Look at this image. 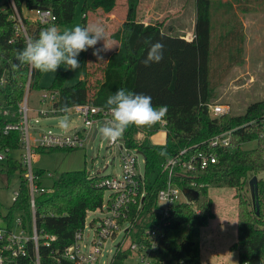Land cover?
Here are the masks:
<instances>
[{
	"label": "trees",
	"instance_id": "trees-1",
	"mask_svg": "<svg viewBox=\"0 0 264 264\" xmlns=\"http://www.w3.org/2000/svg\"><path fill=\"white\" fill-rule=\"evenodd\" d=\"M79 3L81 0H0V151L10 154L12 150L21 148L20 131L6 133L4 128L8 123L20 121L27 84L29 89L39 88L38 82L43 74L28 65H20L15 59L17 50L25 46L29 37L37 38L39 32L49 26L36 19L22 17L23 6L51 9L56 15L54 24L65 25L73 21ZM82 3L85 26L88 25L89 12L102 10L111 13L117 0H82ZM139 4L140 0H127V16L113 34L119 45L102 66V78L95 90L92 91L89 81L92 71L88 64L85 78L71 86L66 85L65 80L72 70H65L63 65L59 67L49 87L59 92L55 106L62 109L90 104L106 108L108 97L120 88L151 96L154 106H167L168 111L162 119L166 122L167 134L164 144L149 140V136L161 128L162 120L150 127L130 126L123 133L125 145L137 148L145 158L150 205L155 203L159 189L166 183L162 164L168 156L186 146L203 142L218 132L236 128L232 134L233 147L216 149L218 161L195 173L198 183L204 185L195 187L197 194L192 196L191 202L175 206L158 240L155 257L157 264H201L202 228L214 215L209 185L226 183L237 189L238 197L237 241L231 249L237 251L240 264H264V181L258 179V192L252 198L253 210L247 208L241 194L249 176L264 171V99L251 103L243 114L211 115L209 104L216 98L210 68L212 0H196V34L190 41L165 32L161 23L145 24L138 20ZM222 4L232 6L225 2ZM17 11L25 30L21 29L16 18ZM236 20L238 24L224 34L223 49L227 48L226 41L237 31L238 38L243 37L242 22L239 18ZM146 39L163 43L164 56L160 63L150 66L142 63L150 47L145 43ZM90 51L80 54V63L87 59ZM254 119L256 121L251 123ZM250 141H256L257 146L244 148L243 144ZM162 151L166 155H160ZM16 171L21 173L22 180L19 194L5 213L0 202V221L10 231L14 212L20 210L23 212L20 215L22 226L30 232L34 217L28 180L23 177L25 167L19 158L11 156L0 169L8 179ZM44 171L36 170L40 175ZM97 182L98 178L91 177L87 169L65 171L49 187L50 190L39 192L35 200L39 249L36 251L33 240H28L23 247L24 252L13 255L11 249L4 248L7 239L0 240V253L7 258L6 264H35L37 253L41 264H74L64 257V251L75 242L76 234L84 229L88 213L102 206L106 189L98 186ZM38 184L42 185V181L39 180ZM128 255L129 251H118L110 264H126Z\"/></svg>",
	"mask_w": 264,
	"mask_h": 264
},
{
	"label": "rangeland",
	"instance_id": "rangeland-1",
	"mask_svg": "<svg viewBox=\"0 0 264 264\" xmlns=\"http://www.w3.org/2000/svg\"><path fill=\"white\" fill-rule=\"evenodd\" d=\"M151 2H154L155 8L160 11L154 12V16H159L164 20H175L177 14L182 13V6L185 5L187 11L196 6V0H140L137 9V19L148 18ZM239 5V13L243 16V37L238 38V31L226 41L227 48H221L224 45V34H227L237 20H228L224 24L218 20V15H228L234 11L228 8L224 10L222 3ZM81 3L77 5L76 13L73 21L65 25H56L61 29L72 28L76 25L83 26V10ZM213 14L215 22L213 24V39L211 47V82L213 84L216 98L214 103H225L230 106V113L233 115L243 114L247 107L261 99H264V0H212ZM24 14L22 17L34 19L36 16L35 9H28L23 6ZM22 8V9H23ZM127 0H117V5L111 13V17L102 10L91 11L87 15L88 25L99 22L105 27L109 43L114 42L115 49L105 53V60L98 62L96 57L92 55V49L87 59L80 63L79 68L71 71L66 77L65 84L68 86L76 84L79 80L85 78L87 64L90 66L92 74L89 76L92 91L95 90L97 82L102 78V66H104L108 56L113 53L119 42L113 38V34L118 30L127 16ZM27 15V16H25ZM19 12L16 18L21 20ZM188 16V14H187ZM150 17V16H149ZM156 20V17H151ZM222 18V17H221ZM223 29H226L225 31ZM241 41H240V40ZM99 46V45H98ZM58 71V70H57ZM57 73V72H56ZM55 72L43 73L40 76L39 88H32L28 91L26 104L28 106V128L31 141L33 137L42 136L51 132L54 135L73 136L78 130L83 134V146L63 149L55 148L49 150L34 149L33 168L45 170L42 175V186L49 187L53 185L62 172L71 170L87 169L93 173L100 172L101 175H111L121 177L122 175V155L123 151L120 146H124L123 134L119 138L118 144L109 147V140L103 138L99 131L96 136V129H100L105 124L103 121H96L94 126L85 125L84 116L77 112L74 108H69L63 112H49L44 115L41 109L49 110L52 103L49 99L42 101V93L48 90L54 82ZM67 117V127L60 126V120ZM166 128H161L149 136V140L153 143L164 144L166 141ZM256 141H250L243 144L244 148L256 147ZM132 153H138L135 149L130 150ZM23 149L12 150L11 156L21 158ZM139 168L144 170L145 159L141 153L137 154ZM6 161L0 160V169ZM52 175L49 176L48 174ZM256 176L259 181H264V171L258 172ZM23 177H28V172L23 173ZM253 177L250 175L246 184L242 187L241 194L249 210L254 209L253 196L251 194L249 181ZM259 182V183H260ZM22 183L21 173L16 171L14 175L8 179L7 175L0 172V202L2 203V212L5 213L12 205L14 196ZM110 191L106 190L104 195V204L107 203ZM209 196L212 198V210L214 215L210 218L207 227L204 230V236L216 238V244H213V250L208 248L202 254L201 264H240L238 253L230 249V244L237 239V223H238V197L237 189L223 184H210ZM184 198V197H183ZM23 212L15 210L12 221V233L16 236L22 233V228L18 224L17 218ZM107 209H99L88 213L86 221L87 227L84 232V241L86 246L83 248L87 251L92 246L95 228L91 222L95 219L96 225L99 224L101 218L107 215ZM3 222L0 221V224ZM124 237V231L121 230L117 236L110 238L103 244V254L100 256V263H108L115 254L116 246L120 244ZM205 237V238H207ZM212 239H209V242ZM204 242V237H203ZM204 242V247L206 246ZM131 238H127L123 245L128 246ZM135 258L130 257L127 261L133 262ZM137 259V258H136Z\"/></svg>",
	"mask_w": 264,
	"mask_h": 264
},
{
	"label": "built area",
	"instance_id": "built-area-1",
	"mask_svg": "<svg viewBox=\"0 0 264 264\" xmlns=\"http://www.w3.org/2000/svg\"><path fill=\"white\" fill-rule=\"evenodd\" d=\"M35 12L36 16L34 19L42 24L55 25L56 15L51 9L37 8ZM19 25L22 30H25L22 18ZM29 90L28 83L26 88L27 94ZM27 94H25L21 103L20 121L18 123H8L4 128L6 133L10 130H19L21 133V149H23V153L19 160L25 167V171L28 172L27 180L34 217L32 231L30 232L26 228H23L21 217L17 218L18 224L22 228V233L18 236L12 233L13 228L8 231L3 223L0 224V240L7 239L4 248L11 249L13 255L24 252L23 247L28 240H33L36 251L39 249L40 235L35 224V200L39 192L50 190V186L45 187L38 184V181L42 180V175L37 174L33 168L34 149H72L83 146L84 142L82 138L83 134L78 130L73 136L54 135L49 132L42 136H35L33 137V141H31L28 128ZM41 97L42 101L49 99L52 103L51 109H41L42 114L46 115L49 112L65 113V111L55 106V103L59 99V92L57 90H45ZM70 108H74L84 116L85 125L88 127L94 126L96 121H103L105 124L112 119L107 108L102 106L79 104ZM209 108L212 116H221L230 112V106L225 103H212L209 104ZM4 113H7V110H4ZM255 121L256 119L250 122L254 123ZM165 123V120H162L163 126H165ZM235 130L236 128L223 130L203 142L191 144L180 149L174 155L168 156L162 164V171L166 175V183L159 189L156 201L152 205H150L147 198L145 168L143 171L139 168L137 154L141 152L137 148L127 147L124 142V146H120L123 151L121 177L101 175L100 172L93 173L89 171L91 177L95 176L98 178V186L111 192L107 203L104 204L103 200L102 206L97 209L106 208L107 215L101 218L98 225H96L95 219L91 222L92 227L95 228L92 246L87 251L83 249L86 246V243L83 244L84 232L87 227L86 221L84 229L76 234L75 242L65 249L64 257L74 264H101L100 256L103 254L104 242L110 238H114L123 230V240L116 246L115 254L106 264H110L114 260L113 258L118 251H129L128 258L125 259L126 264H157L155 250L164 226L169 223V216L178 203L192 201L191 198L196 191L195 187L204 185L203 183H198L195 173L206 169L210 164L218 161L216 149L233 147L232 134ZM96 131L97 135L99 129H96ZM119 141L120 139L115 142L109 141V147L118 144ZM132 149H135L138 153L130 152ZM10 157L11 154L0 151V160L7 161ZM48 175L51 176L52 174L49 173ZM18 194L19 191L16 192L13 200L17 198ZM46 237H49V235H46ZM51 238L54 239L55 237L51 236ZM127 238H131V243L125 246L123 243ZM46 243L48 244V241ZM130 257L135 258V261L128 262L127 260ZM6 261L7 258L0 253V264H6ZM35 264H41L38 253Z\"/></svg>",
	"mask_w": 264,
	"mask_h": 264
},
{
	"label": "clouds",
	"instance_id": "clouds-1",
	"mask_svg": "<svg viewBox=\"0 0 264 264\" xmlns=\"http://www.w3.org/2000/svg\"><path fill=\"white\" fill-rule=\"evenodd\" d=\"M145 43L150 47L142 63L145 66L160 63L164 56L163 43H153L150 39ZM89 49L98 62L105 60V53L115 49L114 42L109 43L102 23L65 29L55 25L45 27L37 38L26 40L25 46L17 50L15 59L20 65H28L41 73H56L61 65L65 70L75 71L80 66L78 57ZM105 107L112 119L99 129V133L112 142L117 141L130 126H153L168 111L166 105L154 106L151 96L123 88L108 97ZM61 110L66 112L67 107ZM60 126L67 127L66 116L60 120ZM160 155L164 156L166 152L162 151Z\"/></svg>",
	"mask_w": 264,
	"mask_h": 264
},
{
	"label": "crops",
	"instance_id": "crops-1",
	"mask_svg": "<svg viewBox=\"0 0 264 264\" xmlns=\"http://www.w3.org/2000/svg\"><path fill=\"white\" fill-rule=\"evenodd\" d=\"M152 1H154V0H152ZM148 6L150 7V10H148L149 11L148 12L149 13L148 18H145V19L141 18L140 21L144 22L145 24L161 23L162 29L169 34L183 37L189 41L194 39L195 34H196L195 33V27H196V21H197V6H195L194 8L189 10V12H188L187 11L188 9H186L185 5H183L182 6V13L177 14L175 16L177 19H175V20L160 19L161 13H159V16H154V12L160 11V9H158V7L155 8L156 6H155L154 2L150 1V4ZM238 7H239V5H237V4H232V6L222 5V8H224V10L228 11V8H229L230 11H234V12L229 13L228 15H224L225 13L222 15L220 14V15H218L219 16L218 20L223 24L225 22H228V20H232V19L236 20L237 18H239L242 21L243 16L239 13ZM23 11H24V8L22 9V13L24 14ZM111 13H107L109 15V17H111ZM187 14H188V16H187ZM25 16H27V15H25ZM151 17H156L155 18L156 20H153ZM211 20H212V30H213V24L215 22V15L213 14V6L211 7ZM223 30L225 31L226 29H223ZM212 39H213V31H212ZM205 227H207V226H205ZM205 227H203V229ZM237 228H238V223H237ZM203 229H202V236H201V257L205 251H208V248L212 249L213 244H216V241H217L216 238L213 239V238H209L207 236H204V230L205 229L204 230ZM203 237H204V242L207 240V242L205 243V245H206L205 247H204ZM205 237H207V238H205ZM209 239H212V240L209 242ZM236 241H237V239L229 245L230 249H231L232 244L235 243Z\"/></svg>",
	"mask_w": 264,
	"mask_h": 264
},
{
	"label": "water",
	"instance_id": "water-1",
	"mask_svg": "<svg viewBox=\"0 0 264 264\" xmlns=\"http://www.w3.org/2000/svg\"><path fill=\"white\" fill-rule=\"evenodd\" d=\"M97 131H95L94 136H96ZM249 186L251 190V194L253 197L257 195L258 192V178L256 176H253L250 181H249ZM197 193L196 191L193 193V196H195ZM257 206H258V211H259V202L257 200Z\"/></svg>",
	"mask_w": 264,
	"mask_h": 264
}]
</instances>
